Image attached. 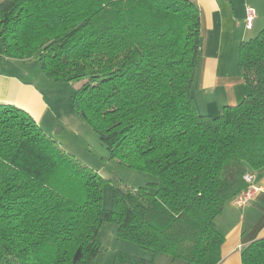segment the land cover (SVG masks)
I'll return each instance as SVG.
<instances>
[{"label": "trees", "instance_id": "16d2710c", "mask_svg": "<svg viewBox=\"0 0 264 264\" xmlns=\"http://www.w3.org/2000/svg\"><path fill=\"white\" fill-rule=\"evenodd\" d=\"M201 11L192 0H1L0 59L37 58L55 80L77 83L74 104L113 158L159 177L115 185L65 151L25 109L0 103V264H96L105 221L153 253L118 251L113 264H219L217 218L264 169V27L239 47L249 87L217 116L192 92ZM264 264V237L242 250Z\"/></svg>", "mask_w": 264, "mask_h": 264}, {"label": "crops", "instance_id": "0c3cea01", "mask_svg": "<svg viewBox=\"0 0 264 264\" xmlns=\"http://www.w3.org/2000/svg\"><path fill=\"white\" fill-rule=\"evenodd\" d=\"M192 1L201 11L199 67L192 92L200 113L217 116L225 105L237 104L249 93V87L238 69L239 47L241 42L255 37L263 29L264 0ZM248 5L256 10L251 28L246 27L245 21ZM7 60L11 58L0 59V103L15 104L27 110L41 127L51 120H60L61 116L41 88L3 71ZM253 173L257 191L251 200L244 205L237 198L228 201L216 220L225 237L219 264H243V248L264 237V169ZM133 255L152 258L150 252L139 251ZM162 255L165 254L157 256L158 264H162L158 261L164 257ZM165 257L168 261L164 264H185L183 260Z\"/></svg>", "mask_w": 264, "mask_h": 264}, {"label": "rangeland", "instance_id": "374dc122", "mask_svg": "<svg viewBox=\"0 0 264 264\" xmlns=\"http://www.w3.org/2000/svg\"><path fill=\"white\" fill-rule=\"evenodd\" d=\"M3 71L33 82L44 91L47 100L53 104L54 109L58 111L61 118L60 120L56 119L43 123V130L57 140L65 151L72 154L88 167L98 171L107 180L102 201L105 208L108 209L112 206L115 185L132 188L149 186L152 191L156 190L155 186L148 184L157 182L159 180L157 175L137 170L122 163L118 158H113L107 147L101 143L98 133L77 113L74 95L79 84L61 82L47 76L37 58L7 60V62L5 61ZM197 87L198 83L194 87L195 90ZM116 228L117 224L114 221H105L103 223L99 233L102 250L96 264H113L112 261L118 251L133 254L139 251L146 254L152 253L149 250L141 248L134 241L120 238L117 235ZM160 254L155 256L156 261L157 256ZM162 256L164 257H160L158 261L164 264L166 260L168 261V257H165L168 255Z\"/></svg>", "mask_w": 264, "mask_h": 264}, {"label": "built area", "instance_id": "2783aa9c", "mask_svg": "<svg viewBox=\"0 0 264 264\" xmlns=\"http://www.w3.org/2000/svg\"><path fill=\"white\" fill-rule=\"evenodd\" d=\"M255 16H256V10L252 6L248 5L246 8V19H245L247 28L252 27ZM245 179L249 183L248 188L235 197L237 198V201L242 205L250 201L251 198L254 196L255 192L257 191V188L254 185V173L247 172L245 174Z\"/></svg>", "mask_w": 264, "mask_h": 264}]
</instances>
